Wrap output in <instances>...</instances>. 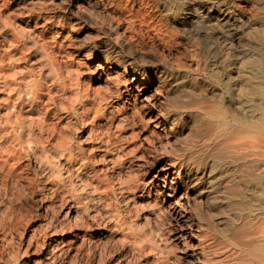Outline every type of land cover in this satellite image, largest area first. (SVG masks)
Wrapping results in <instances>:
<instances>
[{
  "label": "bare ground",
  "instance_id": "obj_1",
  "mask_svg": "<svg viewBox=\"0 0 264 264\" xmlns=\"http://www.w3.org/2000/svg\"><path fill=\"white\" fill-rule=\"evenodd\" d=\"M84 31L92 32V36L76 48L84 57L83 66L91 65L96 81L111 80L120 97L132 98L135 113L132 95L136 83L154 86L160 104L159 110L150 114L152 124L172 142L191 129L190 123L196 132L212 126L204 136L212 138L209 158L199 154L186 160L173 157L170 166L163 168L164 174L177 167L185 201L199 218V232L219 231L229 239L231 253L240 255L243 264H264V201L257 198L264 194L263 168L258 170L253 154H228L225 158L220 148L222 139L235 144L243 136L250 147L264 149V0H0V128L3 141L10 137L11 148L21 142L19 135L26 127L22 113L26 108L19 104L23 100L39 104L47 92L35 78L40 75L35 47L42 49L60 74L62 67L67 75L77 73L82 64L74 61L66 47ZM76 83L74 92L81 108L87 105L88 91L94 94L89 122L104 118L107 91L98 83L86 86L79 78ZM126 102L123 109L128 108ZM171 110L178 111L168 115ZM24 155L36 159V154H0V184L6 191L16 189L17 196L26 192L38 195L39 185L33 176L23 185L16 173ZM37 159L51 172L52 161L42 162L38 155ZM29 164V160L24 163ZM128 183L123 189L130 188ZM249 183L253 184L251 189ZM95 186L106 191L111 188L104 179H98ZM45 227L46 239L40 242L43 264H62L63 258L71 257L81 264H95L87 254L85 226L71 228L65 235L57 232L55 224ZM119 231L116 242L126 236L125 231ZM4 238L2 231L0 241ZM200 245L205 251L207 241ZM208 256L203 254V259L209 261Z\"/></svg>",
  "mask_w": 264,
  "mask_h": 264
},
{
  "label": "rangeland",
  "instance_id": "obj_2",
  "mask_svg": "<svg viewBox=\"0 0 264 264\" xmlns=\"http://www.w3.org/2000/svg\"><path fill=\"white\" fill-rule=\"evenodd\" d=\"M91 36L92 32L84 31L78 34L77 41L67 44L66 50L74 61L82 64L77 67V73L74 71L70 75L63 67L60 74L57 66L43 56L42 49L35 47L37 58L42 57L36 63L40 75L35 78L46 88V95L42 96L40 105L24 100L19 104L23 109L26 108L22 111L26 115V127L19 135L21 142L14 148L10 147V137L3 141L5 137H2L0 128V154H36V159L32 155H24L16 173L22 177L23 185L30 183L32 180L29 177L33 176V181H37L40 189L38 195L26 192L17 196L16 189L6 191L0 184V235L5 231V238L0 241V264H43L41 243L46 239L47 223L55 224L57 232L62 231L64 235L77 227H86L89 236L87 254L95 264H243L240 255L231 253L232 246L223 233L210 229L198 231L196 226L199 218L185 201L184 185L180 182L177 167H172L167 174L163 170L170 166L169 159L173 157L186 160L199 154L206 156L207 160L212 150V138L204 136L209 135L212 126L209 124L204 130L196 132L195 126L190 123L191 129L172 142L160 127L152 124L150 114L158 111L160 104L154 86L149 88L136 83L132 95L136 101L135 113L131 105L132 98L120 97L111 80L96 81L91 65L83 66L84 57L77 53L76 48L84 43L82 41H89ZM62 58H65V54ZM21 67L24 69L25 64ZM108 72L113 74L111 70ZM120 77L128 78V75ZM78 78L86 86L98 83L103 91H107L104 110L107 108L105 114L109 117L89 122V103L94 94L88 91L87 105L81 108L74 92ZM106 86L108 89L105 90ZM139 86L145 89L141 91L142 87ZM42 102L46 103L43 105ZM123 102L128 104V108H122ZM1 109L0 121L3 115ZM175 111L178 110L167 113L172 115ZM209 122L213 123V120ZM167 140L169 144H166ZM165 144L168 145L166 149ZM235 144L222 139L221 147L219 145L221 154L225 158L228 154L257 156L254 160L258 163L259 171L263 168L264 185V149L250 147L248 139L243 136ZM37 155L42 158V162L52 161L51 172L39 163ZM28 160L30 164L24 165ZM98 179L106 180L111 186L110 190L97 189L95 185ZM127 181L131 189H123ZM252 185L247 184L250 189ZM11 191H15L14 194ZM258 197L264 201V194ZM221 215L224 216L223 213ZM119 230L125 231L127 237L116 242L115 234ZM201 241H207L205 251L202 250ZM76 246L79 244L75 245V249ZM205 253L209 255V261L203 259ZM62 261V264H81L80 260L73 257L70 260L63 258Z\"/></svg>",
  "mask_w": 264,
  "mask_h": 264
}]
</instances>
